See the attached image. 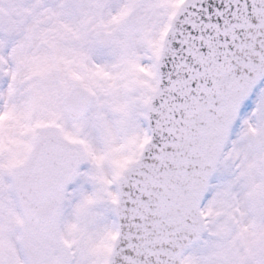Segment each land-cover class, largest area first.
<instances>
[{"label":"snow or ice","instance_id":"snow-or-ice-1","mask_svg":"<svg viewBox=\"0 0 264 264\" xmlns=\"http://www.w3.org/2000/svg\"><path fill=\"white\" fill-rule=\"evenodd\" d=\"M0 264H264V0H0Z\"/></svg>","mask_w":264,"mask_h":264}]
</instances>
